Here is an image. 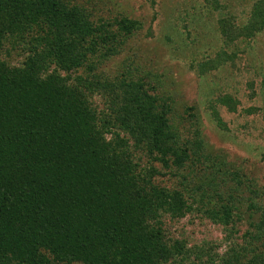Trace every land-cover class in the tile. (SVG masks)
Returning a JSON list of instances; mask_svg holds the SVG:
<instances>
[{
    "label": "trees",
    "instance_id": "16d2710c",
    "mask_svg": "<svg viewBox=\"0 0 264 264\" xmlns=\"http://www.w3.org/2000/svg\"><path fill=\"white\" fill-rule=\"evenodd\" d=\"M139 28L70 0H0V264H264V206L250 199L258 219L221 255L168 235L165 217L195 211L231 235L244 176L209 151L194 113L183 137L145 78L95 73ZM166 173L176 182L157 183Z\"/></svg>",
    "mask_w": 264,
    "mask_h": 264
},
{
    "label": "rangeland",
    "instance_id": "374dc122",
    "mask_svg": "<svg viewBox=\"0 0 264 264\" xmlns=\"http://www.w3.org/2000/svg\"><path fill=\"white\" fill-rule=\"evenodd\" d=\"M70 1L85 7L95 22L124 17L140 23L119 54L95 73L113 79L127 71L133 78H145L160 96L170 98L173 118L183 137L192 135L194 121L188 113H194L209 151L226 158L230 168L244 176L238 192L241 220L231 235L196 211L179 220L165 217L168 235L185 240L188 247H210L215 255H221L231 242L240 243L249 223L259 216L247 209L249 199L264 206V1ZM254 16L257 31L246 37L242 28ZM216 62L220 65L212 68ZM224 95L239 102L236 112L218 101ZM93 100L102 108L101 98ZM188 107L194 110L187 112ZM214 110L226 130L217 127ZM141 164L148 166L145 159ZM153 165L161 169L159 164ZM162 175L157 183L169 186L176 182L170 173Z\"/></svg>",
    "mask_w": 264,
    "mask_h": 264
}]
</instances>
